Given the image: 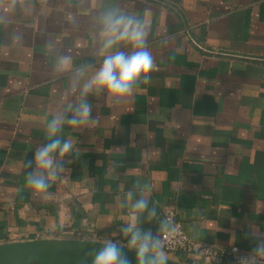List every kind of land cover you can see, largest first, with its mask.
Here are the masks:
<instances>
[{"label": "crops", "instance_id": "0c3cea01", "mask_svg": "<svg viewBox=\"0 0 264 264\" xmlns=\"http://www.w3.org/2000/svg\"><path fill=\"white\" fill-rule=\"evenodd\" d=\"M107 2L0 7V242L80 237L127 245L119 202L139 181L152 186L158 213L144 228L156 233L172 206L184 232L210 247L169 257L232 264L230 247L251 252L252 227L264 234V0H119L126 11L151 14V84L118 107L89 97L99 122L82 132L65 127L80 150L67 179L40 196L25 185L22 164L46 141L48 108L78 98L71 73L54 70L55 58L100 63L93 23Z\"/></svg>", "mask_w": 264, "mask_h": 264}, {"label": "clouds", "instance_id": "9594fccd", "mask_svg": "<svg viewBox=\"0 0 264 264\" xmlns=\"http://www.w3.org/2000/svg\"><path fill=\"white\" fill-rule=\"evenodd\" d=\"M16 3L17 0H0V7L11 12ZM152 23L150 13L129 12L119 0H109L96 10L94 16L100 63L77 65L71 55L56 56L54 70L61 74L71 73L69 91L78 98L63 107L53 105L48 108L44 121L46 141L38 144L31 159H25L22 164L27 169L25 185L34 195L46 194L55 184L65 181L66 165L79 160L80 150L75 148L72 137L65 135V127L82 132L98 124L89 97L103 98L109 106L118 107L131 100L142 86L151 84L154 57L149 50L148 38ZM120 166V163L113 164V168ZM151 193L150 184L137 181L124 194L119 207L127 209V215L119 233L126 238L127 248L118 240L105 239L95 250L91 264H132L128 252L135 253V264H167L166 242L177 229L169 216L158 220L156 233L143 227L157 221L158 217L156 206H150ZM251 235L258 242L239 264H264V234L253 226Z\"/></svg>", "mask_w": 264, "mask_h": 264}, {"label": "water", "instance_id": "95a60500", "mask_svg": "<svg viewBox=\"0 0 264 264\" xmlns=\"http://www.w3.org/2000/svg\"><path fill=\"white\" fill-rule=\"evenodd\" d=\"M103 241L80 237L7 240L0 242V264H91L95 250ZM121 245L127 248L126 244ZM127 254L132 264H135V253ZM167 264L184 263L169 257Z\"/></svg>", "mask_w": 264, "mask_h": 264}, {"label": "built area", "instance_id": "2783aa9c", "mask_svg": "<svg viewBox=\"0 0 264 264\" xmlns=\"http://www.w3.org/2000/svg\"><path fill=\"white\" fill-rule=\"evenodd\" d=\"M163 216L172 218L173 223L177 229L176 233L171 237L170 241L166 242L165 251H195L199 250L201 253H208L210 247L206 244H198L193 241L183 230L181 222L176 219V210L170 206L163 210ZM250 252L244 251L237 246H232L228 249V254L232 264H239L243 257H246Z\"/></svg>", "mask_w": 264, "mask_h": 264}]
</instances>
